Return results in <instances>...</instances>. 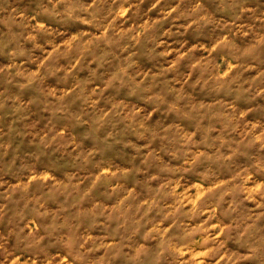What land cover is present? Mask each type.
Wrapping results in <instances>:
<instances>
[{
	"label": "rangeland",
	"instance_id": "1",
	"mask_svg": "<svg viewBox=\"0 0 264 264\" xmlns=\"http://www.w3.org/2000/svg\"><path fill=\"white\" fill-rule=\"evenodd\" d=\"M0 264H264V0H0Z\"/></svg>",
	"mask_w": 264,
	"mask_h": 264
}]
</instances>
